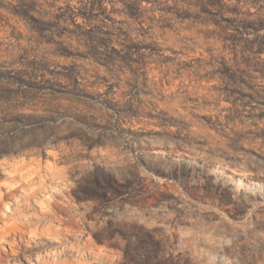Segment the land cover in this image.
<instances>
[{
	"label": "rangeland",
	"instance_id": "rangeland-1",
	"mask_svg": "<svg viewBox=\"0 0 264 264\" xmlns=\"http://www.w3.org/2000/svg\"><path fill=\"white\" fill-rule=\"evenodd\" d=\"M0 264H264V0H0Z\"/></svg>",
	"mask_w": 264,
	"mask_h": 264
}]
</instances>
